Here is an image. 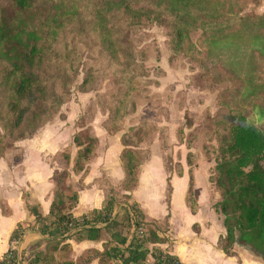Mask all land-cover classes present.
Returning <instances> with one entry per match:
<instances>
[{
    "label": "rangeland",
    "instance_id": "rangeland-1",
    "mask_svg": "<svg viewBox=\"0 0 264 264\" xmlns=\"http://www.w3.org/2000/svg\"><path fill=\"white\" fill-rule=\"evenodd\" d=\"M75 1L77 19L65 26L52 45L51 58L36 67L48 89L47 112L37 127L21 126L16 130L0 156V219L22 211L29 215L21 220L23 224L15 238L21 264H25L29 254L44 246L41 240L36 243L37 226L27 207L39 205L42 211L46 201L52 198L56 176L62 169H68L67 183L79 196L78 210L75 207L73 211L84 208L82 199L87 193L99 200L115 193L116 198L130 197L141 206L142 197L149 199L147 207H153L149 210L156 214L158 202L169 200V179L185 171L189 179H193L195 168L197 179H208L210 183L212 206L221 199L214 167L220 159L218 146L228 135L233 111L243 112L249 122L264 126L262 40L245 36L215 44L205 40L212 30L208 20L217 17L218 21L221 15L210 16L200 6L196 7L191 20L196 17V27L189 28L188 38L179 51L172 49L173 20L167 12L155 14V20L143 24L121 23L119 33L112 38L121 41L127 35L129 43L125 47L133 53L129 69L136 75L126 80L128 69L118 64L121 56L110 64L113 56L103 52V39H97L92 29L94 7L102 14L104 8L96 4V0ZM3 2L0 0V6ZM144 5L145 0H136L134 4L136 7ZM235 8L242 15H261L264 0H238ZM1 69H6L2 62L0 75ZM249 69L253 72L254 85L247 76ZM128 82L132 89L130 86L124 94ZM3 87L0 83L2 104L5 101ZM114 111L116 118H113ZM84 128L95 135L98 142L85 172L76 174L72 165L78 147L72 138ZM123 134L132 135L125 147L135 151L132 162L136 165V180L127 189L123 183L126 174L121 151H117L116 146L124 148L121 140L119 143ZM64 151L69 154L68 164L62 156ZM40 185L45 187L41 192ZM174 187L175 197L180 198L183 182L174 180ZM200 193L204 197L207 192ZM220 219L222 221V215ZM166 221L154 223L165 230ZM244 238L264 249V228L257 226L246 232ZM10 244L8 240L7 249ZM242 246L246 244L234 246L232 252L243 250ZM248 247L250 253L258 252ZM75 255L72 250L62 251L57 253V258L75 260L79 257Z\"/></svg>",
    "mask_w": 264,
    "mask_h": 264
},
{
    "label": "trees",
    "instance_id": "trees-1",
    "mask_svg": "<svg viewBox=\"0 0 264 264\" xmlns=\"http://www.w3.org/2000/svg\"><path fill=\"white\" fill-rule=\"evenodd\" d=\"M135 1L103 0L104 3H97L99 1L96 0V4L104 8V14L94 7L95 15L91 21L95 37L103 39V52L113 56L110 64L121 56L118 64L124 70L128 69L126 80L136 78L129 69L133 53L125 47L129 43L128 37L125 34L118 41L112 36H117L121 23L143 24L155 20V14L160 12H167L173 20L170 36L172 49L176 51L182 49L189 28L196 27V17L191 20L198 6L210 16L221 15L218 21L215 20L217 17L215 21L208 20L212 30L205 40L215 44L245 36L264 42V13L242 15L235 8L238 0H145L146 5L141 7L134 6ZM78 15L75 0H4L1 4L0 62L6 69H1L0 75V83L5 90V101L3 104L0 102V156L16 130L21 126L25 129L37 127L46 114L48 89L36 67L43 66L51 58L52 45L65 26L75 21ZM117 50L120 52L116 53ZM252 74L249 69L247 76L253 84ZM130 86L128 82L123 89L124 94L132 89ZM123 106L126 108L125 103ZM117 116L114 111L113 118ZM227 133L219 143L220 159L214 167L215 184L221 199L212 207L223 216L222 224L226 231L219 237L218 246L225 254H231L234 246L245 243L259 252L257 256L264 264V249H260L253 240L244 238L246 232L257 226L264 228V126L249 122L243 112L234 110ZM131 136L123 134L120 138L124 145L120 156L126 174L123 182L126 189L136 180V165L132 162L135 151L125 147ZM72 141L78 147L72 170L79 174L85 172L94 157L98 139L84 128L73 135ZM62 156L68 164L69 154L64 151ZM68 176L67 168L57 174L46 213L39 205L27 207L37 226L35 233L39 239L36 243L41 240L44 246L29 254L25 264H86L94 259L96 264H147L148 256H151L152 264H182L171 253L168 223L165 230H160L155 220H147L138 201L130 200V197L121 200L111 193L103 199L100 207L75 215L73 209L79 196L67 183ZM191 181L190 178L185 201L194 212ZM21 224L22 221L17 222L10 232L9 241L19 235ZM84 240L100 242L101 249L89 248L75 260L57 258V253L71 250V241ZM8 253L9 249L2 254L0 264H21L17 252L13 259L7 257Z\"/></svg>",
    "mask_w": 264,
    "mask_h": 264
},
{
    "label": "crops",
    "instance_id": "crops-1",
    "mask_svg": "<svg viewBox=\"0 0 264 264\" xmlns=\"http://www.w3.org/2000/svg\"><path fill=\"white\" fill-rule=\"evenodd\" d=\"M119 143H121L120 137ZM116 146L117 151H121L122 145L121 147ZM148 165H151V162ZM197 173L198 171L196 172L195 168L191 181L193 185V197L195 199L194 212L190 210L185 201L187 187L190 182L188 172L185 171L181 176H174L169 179L171 182L169 200L164 199L165 203H163L158 202L156 198L158 202L157 208L159 209L158 213L154 214L150 212L149 208L153 210V207H147L149 199L142 197V206H140L144 209L147 220L161 222L163 219H167L169 225L168 234L172 242L171 253L176 255L182 264H263L257 256L258 252L251 251L250 253L247 244L244 247L242 246L243 248L241 249L243 250L233 251L231 254H225L220 249L218 239L220 236H224L226 232L225 227L220 219V214L211 206L210 192L212 189L208 179H197ZM174 180L183 182L180 198L175 197ZM85 184L87 185L88 183ZM44 189L45 187L40 185V192ZM202 190L203 192H207L204 197H201L200 191ZM84 196L85 199H82L84 201V208L81 211H73L75 215H79L95 207H100L103 201V198L99 200L94 195H88V193ZM50 201L51 199H48L43 205V213L48 211ZM76 209L78 210L77 206ZM25 217H29L27 211H22L21 214L1 216L0 240L2 241L0 243H2V246L0 247V258L7 249L10 232L16 223ZM161 247H164V245H161ZM89 248L101 249V243L89 240L81 242L71 241V250L75 252V257ZM86 264H96V260L94 259ZM147 264H152L151 256L150 259H147Z\"/></svg>",
    "mask_w": 264,
    "mask_h": 264
},
{
    "label": "built area",
    "instance_id": "built-area-1",
    "mask_svg": "<svg viewBox=\"0 0 264 264\" xmlns=\"http://www.w3.org/2000/svg\"><path fill=\"white\" fill-rule=\"evenodd\" d=\"M17 251V243H16V240L15 239H13L12 241H11V244H10V247H9V253H8V258L9 259H13L14 258V254H15V252Z\"/></svg>",
    "mask_w": 264,
    "mask_h": 264
}]
</instances>
